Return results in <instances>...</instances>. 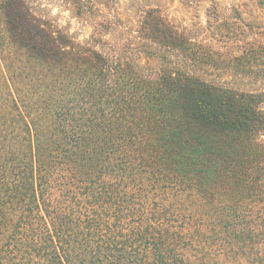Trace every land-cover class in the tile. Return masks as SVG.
<instances>
[{
	"label": "trees",
	"instance_id": "1",
	"mask_svg": "<svg viewBox=\"0 0 264 264\" xmlns=\"http://www.w3.org/2000/svg\"><path fill=\"white\" fill-rule=\"evenodd\" d=\"M0 1V264H264V0L102 50Z\"/></svg>",
	"mask_w": 264,
	"mask_h": 264
},
{
	"label": "rangeland",
	"instance_id": "2",
	"mask_svg": "<svg viewBox=\"0 0 264 264\" xmlns=\"http://www.w3.org/2000/svg\"><path fill=\"white\" fill-rule=\"evenodd\" d=\"M23 1L31 14L48 21L54 28L68 34L75 42L81 45L91 43L101 50L105 43L106 45L122 43L126 39L123 33L127 32V29L137 30L144 11L156 6L178 26L189 27L192 22L204 20L203 10L189 9L186 0ZM112 29L115 30V36L110 34ZM0 31H3L1 23ZM134 35L133 33L132 36ZM4 44L5 39L0 38V54L3 60L8 56L5 50H2ZM11 50L16 51V47L12 46Z\"/></svg>",
	"mask_w": 264,
	"mask_h": 264
}]
</instances>
